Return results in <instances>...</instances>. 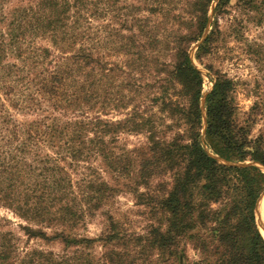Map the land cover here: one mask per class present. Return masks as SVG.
Wrapping results in <instances>:
<instances>
[{"label": "trees", "instance_id": "obj_1", "mask_svg": "<svg viewBox=\"0 0 264 264\" xmlns=\"http://www.w3.org/2000/svg\"><path fill=\"white\" fill-rule=\"evenodd\" d=\"M213 1L0 0V207L40 226L20 225L29 239L62 246L23 249L2 218L0 264H264L256 222L264 172L219 164L200 142L203 79L189 51ZM98 18L104 31L89 23ZM38 39L62 55L50 60ZM210 43L211 35L199 51ZM108 51L124 53V66L107 63ZM233 87L220 77L206 99L207 142L229 162L264 166L263 135L252 138L240 123ZM172 90L185 105L170 98ZM131 97H154L152 108L184 124V136L158 132L143 99L123 121L90 116L126 109ZM121 132L146 133L149 142L117 155ZM98 159L111 181L92 167L73 181L70 169ZM124 189L150 210L144 233L106 214L105 232L80 235V225Z\"/></svg>", "mask_w": 264, "mask_h": 264}, {"label": "rangeland", "instance_id": "obj_2", "mask_svg": "<svg viewBox=\"0 0 264 264\" xmlns=\"http://www.w3.org/2000/svg\"><path fill=\"white\" fill-rule=\"evenodd\" d=\"M221 3L222 1L220 0L213 14V22L208 35V37L211 35L210 45L206 50L199 51L205 44V42H203L192 54L194 64L205 74L202 75L200 73L203 79L202 94L207 92L210 94L214 89L217 79L220 77H226L232 80L234 87L231 97L233 99L237 118L242 125L249 126L252 138H256L259 135H263L264 138V0H254V2L248 0H230L224 4ZM89 23L92 24L93 27L100 28L101 31H104L103 26H105L107 22L104 21V18H98L91 20ZM105 35V33H102V39L106 37ZM38 45L48 47L52 51L50 60H53L56 56L62 55L61 51L53 47L50 42L38 39L37 46ZM86 45L90 46L88 42ZM194 45H192L190 51ZM78 47L79 45L77 48ZM103 53L105 56L104 60L107 63L124 66L126 60L124 53H118L117 51ZM137 77H139V75H137ZM150 80L151 79L148 77L147 81ZM169 93H171L172 97L170 98H173L174 102L177 101L179 104L185 105V98L178 96L176 94L177 91L174 92L172 90ZM153 98L154 97H131L134 101L130 102L126 109L114 110L110 108L106 110V112L100 111V115L92 114L90 116H100L104 121H123L127 119V116L133 113V109L137 106L136 102L142 101L143 99L150 105V112L145 116L153 117V115H155L154 120L158 132L165 135L169 140L178 135L184 136L187 129L186 126L184 124L180 125L177 118L172 116L170 118L167 112H161L159 105H154L152 108L151 100ZM20 118L21 117H19V119ZM202 135L203 130L201 138ZM204 139L208 150L215 156L220 157L209 146L206 134ZM148 142L146 133L121 132L118 134L117 142L112 148L115 149L117 155H121L127 151H134L139 147L142 148L147 145ZM50 153L51 155L53 154L52 152ZM99 160L100 159L93 160L89 163L83 162L78 165L77 170L70 169L69 171L73 177V181L77 183L79 180L83 179V176L80 175H90L91 172L87 171L89 167L97 169L102 178L111 181L109 176L104 173V166L101 165V161ZM92 179H94V177H92ZM154 181V186L157 182L161 181L168 183L170 182V177H157ZM140 192H146L145 188L141 187ZM220 207V204L212 206L214 209H220ZM149 212L150 210L148 208L138 203L135 194L124 189L123 192L118 193L113 199L106 202L104 207L96 212L95 217L87 219L84 224L80 225L78 233L90 238L100 236L106 230L107 222L105 216L109 214L122 221L129 230L142 234L149 225ZM2 218L11 222L10 226L6 227V230H12L16 237L20 239L19 245L21 248L27 250L42 249L45 251H61L62 246L58 242L47 244L37 239H29L20 229V225L23 227H31L32 229H39V225L28 224L15 216L11 211L0 207V219ZM46 232L49 235L53 233L48 229H46ZM187 255L192 261L198 259L197 252L190 246L187 248Z\"/></svg>", "mask_w": 264, "mask_h": 264}, {"label": "water", "instance_id": "obj_3", "mask_svg": "<svg viewBox=\"0 0 264 264\" xmlns=\"http://www.w3.org/2000/svg\"><path fill=\"white\" fill-rule=\"evenodd\" d=\"M220 0H214L212 5H211V8H210V11H209V15H208V24H207V27H206V30L202 36V38L194 45V47L191 49L190 53H189V57L191 59V62L192 64L194 65V67L200 71V69L194 64L193 62V58H192V54H193V51H195L196 49H198L200 47V45L206 41L209 33H210V29H211V26H212V22H213V14H214V11L216 9V6L218 4ZM200 73L202 75H205L204 72L200 71ZM208 92L207 93H203L202 94V97H201V111H202V119H203V135H202V138H201V144L204 148V150L207 152V154L214 158L219 164H222V165H225V166H238V167H247V166H256L258 168H260L263 172H264V166L260 165V164H257V163H232V162H229L227 160H224L218 156H215L213 153H211L209 150H208V147L205 143V139H204V136L206 134V129H207V116H206V99H207V96H208ZM263 203H264V193L262 194V196L260 197L258 203H257V207H256V222H257V226H258V229L259 231L261 232L262 236L264 237V221H263Z\"/></svg>", "mask_w": 264, "mask_h": 264}, {"label": "bare ground", "instance_id": "obj_4", "mask_svg": "<svg viewBox=\"0 0 264 264\" xmlns=\"http://www.w3.org/2000/svg\"><path fill=\"white\" fill-rule=\"evenodd\" d=\"M262 215H264V203H263V213H262ZM263 219H264V216H263Z\"/></svg>", "mask_w": 264, "mask_h": 264}]
</instances>
